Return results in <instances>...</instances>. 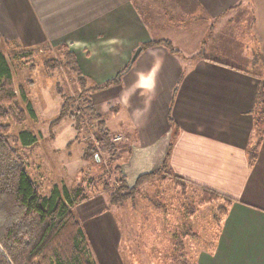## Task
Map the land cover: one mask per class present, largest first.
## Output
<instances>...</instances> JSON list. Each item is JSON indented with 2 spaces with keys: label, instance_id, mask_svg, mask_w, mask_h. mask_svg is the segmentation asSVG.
I'll return each mask as SVG.
<instances>
[{
  "label": "crops",
  "instance_id": "crops-1",
  "mask_svg": "<svg viewBox=\"0 0 264 264\" xmlns=\"http://www.w3.org/2000/svg\"><path fill=\"white\" fill-rule=\"evenodd\" d=\"M176 1L188 19L163 24L145 19L132 0H0V49L9 39L20 47L64 45L87 88L123 73L119 85L94 91L91 101L106 128L122 137L127 185L158 168L171 141L170 173L231 201L213 245L192 264H264V134L251 160L264 0ZM242 27L245 35L235 34ZM234 36L249 44L241 65L218 61L222 39ZM152 41H168L178 54L162 45L142 48ZM113 209L103 194L74 208L95 264H120Z\"/></svg>",
  "mask_w": 264,
  "mask_h": 264
},
{
  "label": "rangeland",
  "instance_id": "rangeland-1",
  "mask_svg": "<svg viewBox=\"0 0 264 264\" xmlns=\"http://www.w3.org/2000/svg\"><path fill=\"white\" fill-rule=\"evenodd\" d=\"M132 2L145 19L153 17L158 23L164 24V19L170 23L188 19L177 6L176 0ZM244 28H238L235 34L240 35ZM226 38L220 44L218 61L223 59V62L241 65V55L244 56L249 44L245 38L234 36L233 41ZM9 42L3 52L12 73L17 102L23 108L19 97V91H23L35 113L34 119L26 114L27 118L22 125L9 122L10 146L23 157L28 175L39 186L43 196L48 195L53 186L61 188L65 185L69 191L78 186L86 189L90 180L96 182L102 174L108 156L100 154L96 162L91 159L82 161L85 146L93 138L91 133L85 126L78 133L70 119L59 117L61 100L56 88L69 95L78 92L71 73H65L62 68L44 66V62L49 59L61 60L59 49L45 44L22 46L25 51L33 52L31 57L22 60L16 58L13 52L12 45L18 43L13 44L10 39ZM247 57H250L249 64L253 66L251 62L256 61L254 55L249 54ZM26 60L32 63L25 64ZM30 64L34 66L33 72H29ZM24 130L36 137L32 146H21L18 134ZM121 143L115 146L120 149ZM164 176L165 181L161 174L142 183L133 200L121 206H113L112 212L119 222L121 234L117 253L120 264H181L184 259L180 255L182 252L192 262L197 252L213 243L219 229L215 218L219 216L217 209L223 205L222 202L203 204L199 190L188 187L183 192L174 186L173 174L165 173ZM96 190H102L100 183H97ZM103 195L106 198V194Z\"/></svg>",
  "mask_w": 264,
  "mask_h": 264
},
{
  "label": "trees",
  "instance_id": "trees-1",
  "mask_svg": "<svg viewBox=\"0 0 264 264\" xmlns=\"http://www.w3.org/2000/svg\"><path fill=\"white\" fill-rule=\"evenodd\" d=\"M158 45L164 46L172 54H178L168 41H152L142 48ZM12 47L16 58L25 60L33 55L32 51H25L20 46L12 45ZM58 49L61 60L49 59L44 62V66L62 68L65 73L66 71L71 73L78 90L75 95H69L56 88L61 100L59 117L70 119L78 133L83 126L91 133L93 138H90L91 142L89 141L85 146L81 156L82 161L87 162L91 159L96 162L100 154L108 156L106 167L96 180L101 184L102 190L97 191V183L90 180L86 189L78 186L69 191L65 186L61 188L53 186L48 195L41 194L39 186L28 175L23 157L8 142L11 131L9 122L22 125L27 116L34 119L35 113L23 91H19V97L24 109L19 106L12 74L0 49V264H95L90 258L87 239L74 213L75 206L99 193L106 194L109 206H121L133 200L142 183L161 174L164 180V174L170 173L168 158L171 141L160 166L138 176L134 186L127 185L120 166L125 151H120L112 142L115 136L106 128L104 119L96 113L91 101V94L94 91L105 89L110 85H119L123 73L102 88H87L86 80L77 68L73 53L64 45ZM24 63H32V61L26 60ZM33 67V64H30L29 72H33ZM263 84L264 73L258 85L254 105L255 143L251 150L252 161L264 134ZM18 140L21 146L29 147L35 144L36 137L30 131L24 130L18 134ZM172 182L183 192L188 187L199 190L203 204L221 201L223 205L218 207L219 216L215 218L216 224L220 227L231 205L228 198L209 189L195 186L175 175L172 176ZM210 245L213 243L211 242ZM182 253L180 255L184 259L181 264H192Z\"/></svg>",
  "mask_w": 264,
  "mask_h": 264
},
{
  "label": "water",
  "instance_id": "water-1",
  "mask_svg": "<svg viewBox=\"0 0 264 264\" xmlns=\"http://www.w3.org/2000/svg\"><path fill=\"white\" fill-rule=\"evenodd\" d=\"M140 51H141V48H137V50L133 54V57H132L130 63H132L136 59V57L139 55Z\"/></svg>",
  "mask_w": 264,
  "mask_h": 264
},
{
  "label": "built area",
  "instance_id": "built-area-1",
  "mask_svg": "<svg viewBox=\"0 0 264 264\" xmlns=\"http://www.w3.org/2000/svg\"><path fill=\"white\" fill-rule=\"evenodd\" d=\"M121 141H122V137H120V136H116V137H114L113 140H112V142H113L114 144H118V143H120Z\"/></svg>",
  "mask_w": 264,
  "mask_h": 264
}]
</instances>
